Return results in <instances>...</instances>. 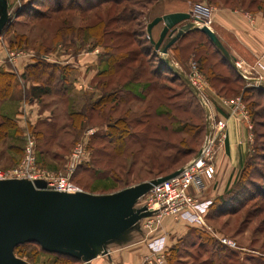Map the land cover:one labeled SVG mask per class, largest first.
Masks as SVG:
<instances>
[{
  "label": "rangeland",
  "instance_id": "rangeland-1",
  "mask_svg": "<svg viewBox=\"0 0 264 264\" xmlns=\"http://www.w3.org/2000/svg\"><path fill=\"white\" fill-rule=\"evenodd\" d=\"M61 1L64 4L69 0ZM88 1L96 5L101 0ZM118 1H121L118 6L109 2L99 4L98 9L87 11L84 17L93 21L89 19L84 23L80 21L77 11L65 12L63 17L67 22L62 25L60 16L53 22H41L16 13L22 6L21 0H5L10 20L0 32V70L7 65L9 68L13 67L21 59L32 62L40 59L58 68L68 69L71 65L75 66L79 55L88 54V51L97 48L100 66L98 74L95 73L98 61L94 57L93 61L84 66H88L86 72L79 71L80 67L72 68L71 75L66 76L69 80L66 96L42 99L39 109H36L40 116L33 125L23 123L26 109L15 107L10 102L23 97L22 91L13 90L19 81L12 72L15 78L11 96L0 101V119H11L15 130L9 129L7 136L0 139V169L11 168L17 163L23 145L30 138L36 143L40 169L53 176L67 175L70 155L75 146L81 143L86 146V157L70 176L73 184L81 190L79 193L91 197L123 195L126 190L138 189L155 180L167 169L178 170L190 163L204 146L207 120L213 125L219 120L227 122L225 118L218 117V111L227 109L248 127V151L242 165L235 171L234 180L243 182L249 194L244 192L247 197L243 194L238 201L240 205L236 206L238 202L235 203L233 214L212 219L210 211L207 225L190 230L181 242L171 247L168 255L170 261L165 262L264 264V197L251 196L257 193V189L264 191V85L247 83L244 79L236 82L227 63L199 31L186 34L168 49L163 58L172 65L174 73L167 72L164 67L168 66H163L162 56L154 50L146 32L147 24L155 17L175 12L198 13L210 23L212 30L215 8L253 11L264 9V0ZM54 7L55 0H48L35 6V9L48 13ZM123 7H126V14L122 19H126L121 22L113 20ZM95 15H100V20L104 21L103 28L99 26L90 30L97 37L84 30L79 32L81 25L98 26ZM12 21H17L18 24L15 23L7 30ZM160 26L163 25L158 24L153 28L154 31ZM69 27H73L74 32L67 33L66 29ZM102 32L106 35L100 40ZM20 34L29 37V46L20 49L11 47L9 40L14 41L15 35ZM155 35L156 32L152 37L157 40ZM40 44L49 49L48 53L39 51ZM96 44L98 46L93 47ZM117 55L128 56V60L133 61L130 70L125 71L124 68L116 76L103 75L100 71L108 70V61ZM63 73L65 71H56L55 77ZM88 74L95 76L84 88L82 80ZM191 78L195 79L199 93H194L189 88L186 79ZM101 95L106 97L105 105L101 109L88 111L83 128L73 130L68 113L79 110L86 98L95 100ZM28 97L26 94V101ZM236 103L239 104L238 108H234ZM7 105L10 106L9 109ZM155 116L159 118H153ZM119 124L126 131L123 137L127 147L117 154L107 142V135L110 133V126ZM227 129L213 130L209 137V145L203 157L206 163L214 167L218 163V150L224 146L228 136ZM186 130L196 136L190 140ZM181 141H186L185 147H192L194 154L171 165L178 159L176 150L182 149ZM34 183L28 188L35 193L53 192L50 189H38ZM144 195L138 198L135 207H141ZM151 217L139 220L142 227H151L147 226ZM222 240L232 245H225ZM55 255L62 254L44 251L35 243L23 244L13 251L16 264H55ZM78 262L73 264L99 263Z\"/></svg>",
  "mask_w": 264,
  "mask_h": 264
},
{
  "label": "water",
  "instance_id": "water-1",
  "mask_svg": "<svg viewBox=\"0 0 264 264\" xmlns=\"http://www.w3.org/2000/svg\"><path fill=\"white\" fill-rule=\"evenodd\" d=\"M9 20L5 0H0V32ZM158 24L163 26L154 40L152 29ZM192 31L204 34L239 74L233 58L215 33L205 25L197 26L190 13L175 12L155 17L146 27L150 44L170 69L172 65L163 56L175 42ZM200 155L201 150L196 158ZM181 171L182 168L138 189L126 190L123 195L107 197L54 191L35 193L28 188L32 187L28 181H0V264H16L14 249L27 243L38 244L44 251L71 256L86 263L92 261L107 241L117 238L140 219L151 216L146 207L135 208L138 198L152 185L163 183ZM34 185L38 189L45 188L42 182Z\"/></svg>",
  "mask_w": 264,
  "mask_h": 264
},
{
  "label": "crops",
  "instance_id": "crops-1",
  "mask_svg": "<svg viewBox=\"0 0 264 264\" xmlns=\"http://www.w3.org/2000/svg\"><path fill=\"white\" fill-rule=\"evenodd\" d=\"M27 1L21 0L22 3ZM212 16V31L233 58L241 78L246 80L247 83L264 85V71L258 70L256 66L257 61L264 64V9L244 11L215 8ZM161 29L162 26L156 31L152 29V36L156 32L155 38H157ZM97 49L88 51V54L79 55L75 66L72 67L71 65L66 70V76L71 75L72 68L77 69V67H80L79 71L86 72L88 66L86 68L84 66L87 62L93 61L94 57L98 61L94 72L98 74L100 60ZM83 61L85 63H82ZM30 65H32L31 60L21 59L13 67L9 68L7 65L2 70L16 74L19 82L16 85L17 87H13V90L14 92L15 90L22 91L23 97L10 102L15 104V107L19 106L20 109H26V118L23 119V123L29 122L33 125L40 116L36 112V109H39V102L46 97L59 98V96H43L40 99L29 96L28 101L25 100V95L29 89L32 86L39 85L34 80L21 78V75L26 72ZM94 76L88 74L82 80L84 88L91 83ZM10 102L8 104H11ZM7 108L9 109L10 106L7 105ZM226 110L218 111V117L227 120L228 136L224 146L218 150V163L215 166L217 173L214 181L208 183L206 190L193 194L197 199L196 212L202 223H192V219L186 217L184 219L164 217L159 224L146 229L138 221L117 238L107 241L101 253L92 261L99 262L96 264H157L156 258L162 256L166 261L171 247L181 242L190 230L207 225V219H210L208 214L212 208V201L222 195L226 186L232 183L235 171L242 165L248 151V127L245 122L239 120L238 116ZM103 252L104 254H102Z\"/></svg>",
  "mask_w": 264,
  "mask_h": 264
},
{
  "label": "trees",
  "instance_id": "trees-1",
  "mask_svg": "<svg viewBox=\"0 0 264 264\" xmlns=\"http://www.w3.org/2000/svg\"><path fill=\"white\" fill-rule=\"evenodd\" d=\"M47 1L48 0H28L27 2L20 4V6L21 5L22 6L18 9V11H16V13L18 12L21 15L25 14V15L29 16L30 18H32L33 20L41 21V22H46V21L53 22V21L58 20V17L60 16L59 18L62 19V25H66L67 19L63 17V14L65 12L77 11L79 13L80 18H81L80 21L84 23V22H88L90 19L89 17H84V14L87 11H91L93 9H98L99 4L104 5L106 3L113 2L115 5L118 6L121 2L118 0H115V1L114 0H101V1L98 0L100 3L93 5V4H90L88 0H69L67 3H64V4L62 3L61 0H55V7L51 8V10L53 9L52 11H49V8H48V11H49L48 13L47 12H40V11H37L35 9V6L42 5V4L46 3ZM122 1L129 2L130 0H122ZM257 10H259V8ZM125 14H126V7H123L122 10L119 13H117L115 15V17H113V20L121 22V21L126 19V18L122 19ZM94 19H96V21L98 22V26L96 25V27H92L93 25H86L85 27H83L81 25L80 28L78 29V31L83 32V30H84V32H88L91 36L97 37V35H95V33L91 32L90 30L92 28H97L99 26H101L103 28V22L104 21H102V19L100 20V15H95ZM91 21H93V20H91ZM15 23L18 24L17 21H12L11 23H9V25L6 29L9 30V28H11ZM7 30H5V32H7ZM66 32L67 33L74 32V28L69 27L68 29H66ZM56 35H58V32L55 34V37H56ZM101 35H103V36L99 37L100 40L102 38H104L106 33L102 32ZM9 43H10L11 47H15L16 49H20V48L26 47V46L28 47L29 46V37L26 34L15 35L14 41H12V39H11V40H9ZM42 45L43 44L39 45V51L48 53L49 49L42 47ZM97 46H98V44L94 45L93 47H97ZM215 50L221 56V58L227 63V66L231 70L235 81L236 82L242 81V78L233 69L231 64L221 55V53L216 48H215ZM131 62H133V61L128 60V56H123V55H117L115 57L113 56L108 61V66H109L108 70H104L101 72L103 75L104 74L110 75V76L111 75H115V76L120 75L121 74L120 71L122 69L125 68V71L130 70ZM106 63H107V61H106ZM163 66H166V64H164V62H163ZM164 68H166L167 72L174 73V71L172 69H169L168 67H164ZM66 70H67V68L61 69V68H58V66L45 63L44 61H42L40 59L33 61L32 65H30L27 68L26 72L21 75V78L24 80H26V79L34 80L39 85L32 86L29 89L27 96H30L34 99L35 98L40 99L43 96H51V95H56V96H59L61 98H64L68 92V87H69V80L67 79V77L65 75ZM56 71H60V72L65 71V73L61 74L59 77L56 78L55 77ZM14 78L15 77H14V75H12V73L6 72L4 70H0V101H5V100L10 98L11 92H12L11 91L12 90V82H13ZM216 80H218V79L216 78ZM186 82H187L189 88L194 93H196L194 88L190 85L188 79H186ZM105 102H106V97L102 96V95L100 97H97L95 100H92L91 98L90 99L86 98V100L83 102V105H81V108L79 110L71 111L68 113V118H69V121L71 122L72 129L73 130L77 129V131L79 129H82L83 124L85 122V119L87 118L88 111L101 109V107L105 105ZM157 117L158 116H155L153 118H157ZM119 126H121V125L119 124V125L110 126L109 127L110 133L107 135L108 136L107 142L114 148V150L117 154L122 153L123 152L122 150H124V148L127 147L126 142H125L124 137H123V135L126 133V131L123 127H119ZM14 128H15V124L13 123V121L11 119L1 117V119H0V139L5 138L7 136V134H8L7 131L9 129L15 130ZM173 133H176V132L173 131ZM185 133L190 140L192 138H194V136H196V135L192 134L193 132H190L187 130L185 131ZM184 143H186V141H181L182 149L176 150V158L178 157V159L176 161H174L173 163H171V165H175L176 163L178 164L182 159L194 154L193 148L192 147H185ZM187 143L191 144L189 142H187ZM167 159L170 161L169 156L167 157ZM176 170L177 169H173V170L167 169L165 172L160 173V174H163L160 177L168 175V174H170ZM243 184H244L243 182H241V181L237 182V179H235L233 181L232 185L229 188H227L222 195L216 197L212 201V208L210 210V211H212V219H215L219 216H224L228 213H230V214L234 213L233 211L235 210L236 206H238V204H239L238 201L240 200L241 196L245 193L249 194V191L248 190L246 191L247 187L245 188V186ZM251 196L264 197V191L257 189V193L255 195H251ZM246 197H247V195H246ZM243 199H241V201ZM236 202H238V203L236 204L235 207H233ZM21 246L22 245L17 246L14 250H16L17 248H19ZM55 256H56L55 264L79 263L76 258H73L71 256H67V255H55ZM167 261H168L167 263H169V261H170L169 257H168Z\"/></svg>",
  "mask_w": 264,
  "mask_h": 264
},
{
  "label": "built area",
  "instance_id": "built-area-1",
  "mask_svg": "<svg viewBox=\"0 0 264 264\" xmlns=\"http://www.w3.org/2000/svg\"><path fill=\"white\" fill-rule=\"evenodd\" d=\"M191 14V13H190ZM191 20L199 27L205 25L210 28V23L202 19L196 13L191 14ZM258 70L264 71V64L261 61L256 62ZM197 76V75H196ZM263 79V78H261ZM194 90L198 92L195 79L188 80ZM234 104V103H233ZM234 108H238L236 103ZM208 135L204 146L201 149V155L194 158L192 164H187L182 167V171L175 177L157 184L152 185L144 195V203L141 207H146L148 212H151L147 226H153L160 223L162 218L171 216L174 219L191 217V221L195 223H202L200 216H198L197 199L193 193H200L205 190L206 183L212 181L215 176L216 169L214 165L204 161V153L209 145V137L213 130L227 129V122L219 120L214 125L207 122ZM226 136L224 135V138ZM86 146L79 143L75 146L70 155L67 175L53 176L45 171H42L38 165V152L35 140L27 139L22 147V153L17 163L8 169H0V181L7 180H24L31 183L42 182L45 189H50L54 192L75 194L81 190L73 184L71 175L76 171L78 166L82 164L86 157ZM225 245V240H222ZM157 264H167L162 256L156 258Z\"/></svg>",
  "mask_w": 264,
  "mask_h": 264
}]
</instances>
